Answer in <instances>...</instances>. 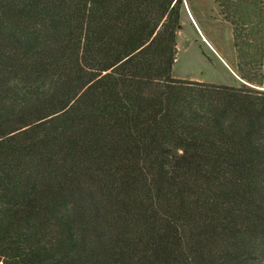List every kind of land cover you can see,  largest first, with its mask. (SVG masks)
I'll return each instance as SVG.
<instances>
[{
  "label": "trees",
  "instance_id": "16d2710c",
  "mask_svg": "<svg viewBox=\"0 0 264 264\" xmlns=\"http://www.w3.org/2000/svg\"><path fill=\"white\" fill-rule=\"evenodd\" d=\"M183 9L0 0V264H264V91L173 77Z\"/></svg>",
  "mask_w": 264,
  "mask_h": 264
},
{
  "label": "rangeland",
  "instance_id": "374dc122",
  "mask_svg": "<svg viewBox=\"0 0 264 264\" xmlns=\"http://www.w3.org/2000/svg\"><path fill=\"white\" fill-rule=\"evenodd\" d=\"M261 3L264 5V0ZM255 22L256 26L258 20ZM181 24L178 53L173 67L174 78L236 87L249 85L264 91V60L261 67L258 64L245 66L239 60L233 25L225 19L217 0H184ZM252 33V37H257L258 32ZM204 35L216 50L205 42ZM232 56L235 57V63ZM251 58L257 60L256 56ZM232 70L240 80L235 79ZM245 75L256 85L244 80L242 76Z\"/></svg>",
  "mask_w": 264,
  "mask_h": 264
},
{
  "label": "crops",
  "instance_id": "0c3cea01",
  "mask_svg": "<svg viewBox=\"0 0 264 264\" xmlns=\"http://www.w3.org/2000/svg\"><path fill=\"white\" fill-rule=\"evenodd\" d=\"M193 16V15H192ZM204 39H205V42L208 44V45H210L213 49H215V46L212 44V42L204 35ZM216 50V49H215ZM232 60H233V63H235L236 61H235V57L234 56H232ZM232 72H233V74H234V76H235V79L236 80H240V78L237 76V74L234 72V70H232ZM242 82H244L243 80H241ZM233 86H235V85H233Z\"/></svg>",
  "mask_w": 264,
  "mask_h": 264
}]
</instances>
